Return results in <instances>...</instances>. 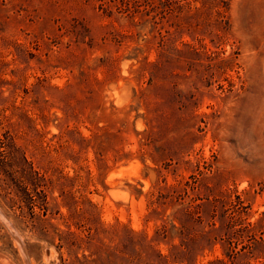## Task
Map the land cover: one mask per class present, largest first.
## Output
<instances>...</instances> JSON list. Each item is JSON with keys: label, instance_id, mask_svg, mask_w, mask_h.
Masks as SVG:
<instances>
[{"label": "rangeland", "instance_id": "obj_1", "mask_svg": "<svg viewBox=\"0 0 264 264\" xmlns=\"http://www.w3.org/2000/svg\"><path fill=\"white\" fill-rule=\"evenodd\" d=\"M0 211V264H264V0H0Z\"/></svg>", "mask_w": 264, "mask_h": 264}, {"label": "bare ground", "instance_id": "obj_2", "mask_svg": "<svg viewBox=\"0 0 264 264\" xmlns=\"http://www.w3.org/2000/svg\"><path fill=\"white\" fill-rule=\"evenodd\" d=\"M0 214H1V213H0ZM2 216H3V215H2ZM7 221H8V220H7ZM8 223H9V222H8ZM9 224H10V223H9ZM9 224H8V225H9ZM9 227H13V226L10 224ZM12 230H13V229H12ZM14 233H15V231H14ZM17 236H18V235H17ZM21 249H22V248H21Z\"/></svg>", "mask_w": 264, "mask_h": 264}, {"label": "water", "instance_id": "obj_3", "mask_svg": "<svg viewBox=\"0 0 264 264\" xmlns=\"http://www.w3.org/2000/svg\"><path fill=\"white\" fill-rule=\"evenodd\" d=\"M0 213H1V211H0ZM1 215H2V213H1Z\"/></svg>", "mask_w": 264, "mask_h": 264}, {"label": "trees", "instance_id": "obj_4", "mask_svg": "<svg viewBox=\"0 0 264 264\" xmlns=\"http://www.w3.org/2000/svg\"><path fill=\"white\" fill-rule=\"evenodd\" d=\"M222 262V261H221ZM223 263V262H222Z\"/></svg>", "mask_w": 264, "mask_h": 264}]
</instances>
